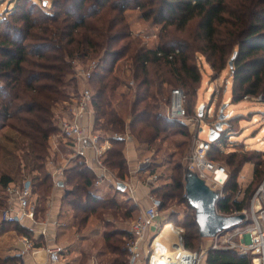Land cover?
<instances>
[{
  "label": "trees",
  "instance_id": "trees-1",
  "mask_svg": "<svg viewBox=\"0 0 264 264\" xmlns=\"http://www.w3.org/2000/svg\"><path fill=\"white\" fill-rule=\"evenodd\" d=\"M16 1L12 0L11 7L0 15V129L7 126L15 134L1 137L0 163L6 164L7 156L12 154L6 143H15L17 139L25 165L41 172L39 184H46L47 191L52 187V176L44 162L51 150L49 138L58 131L56 106L72 102L79 93L76 61L85 62L89 58L97 61L88 79L92 131L110 142L103 162L120 180L128 175L123 153L126 140L123 136L113 137L112 133L128 132L138 150H150L166 131L180 126L181 123L167 119L156 102L147 100L161 93L164 83H179L186 93L196 97L201 79L199 58L207 61L215 76L226 66L229 68L232 58L231 102L237 103L244 96L253 95L260 96L264 103V0ZM130 10L139 12L137 18L160 26L157 45L151 48L133 45L128 20ZM125 56L131 61V77L135 80L128 109H122L124 104L118 106L117 103L130 95L132 87L113 73L117 61ZM71 82L73 94L66 90ZM121 88L126 91L119 92ZM62 107L65 110V106ZM234 118L227 119L226 126H230L229 121ZM223 134L221 132L217 138L219 141H223ZM220 150L215 140L211 142L209 158ZM258 156H264V151ZM252 159L258 158L240 150L226 157V163L234 167L216 203L219 214L227 215L233 209L243 208L244 199L256 188L252 186L253 180L264 175V160L253 162ZM15 160L20 166V160ZM70 162L62 171L65 193L58 216L71 212L67 226L80 231L90 215L122 207L116 197L120 190L114 187L111 189L114 195H93L89 189L95 180L93 171L84 163H78V158ZM246 162L254 163L253 180L244 189V199L237 201L234 200L237 175ZM10 171L11 168L4 170L0 164L2 188L21 179H15ZM170 172L167 181L150 187V194L161 200L160 210L168 200L187 201L184 183L189 172L184 163L174 164ZM33 179L30 181L35 194ZM135 208L134 204L124 207V219L130 218ZM188 208L190 211L181 223L182 245L195 250V242L201 237L195 210L189 203ZM106 224L109 223H105V228ZM13 225L15 230L29 236L18 223ZM131 238L127 229H105L104 247L115 255L112 264H126L125 244ZM205 263L252 264L247 256L231 249L208 250ZM0 264L19 262L13 255H0Z\"/></svg>",
  "mask_w": 264,
  "mask_h": 264
},
{
  "label": "rangeland",
  "instance_id": "rangeland-1",
  "mask_svg": "<svg viewBox=\"0 0 264 264\" xmlns=\"http://www.w3.org/2000/svg\"><path fill=\"white\" fill-rule=\"evenodd\" d=\"M46 1V0H44ZM121 1V0H118ZM18 0L16 1V3ZM12 0H0V15H2L8 7H11ZM46 5V4H45ZM132 14H128V20L131 21V40L133 41V45H136V47L141 48H151L158 43V32L160 29L159 25L154 24L151 22V20H144L137 18L139 15V12L137 10H130ZM95 61V58H89L85 59V62L78 61L76 66H80L78 68H84L86 69L87 65L90 61ZM199 71H200V84L197 88V95H190L186 93L184 87L177 83V84H168L164 83L162 84L161 93L156 94V97L149 98L147 101H150L151 103L156 102L158 105L159 111L165 115V110L167 108V105L169 104L170 99V91L173 88H180L184 89V101H183V107L186 111V119H170L175 120L180 124L177 128H173L171 130L166 131L162 139L158 140L156 142V145L153 149L150 150H138L135 142L133 143V147L135 150V154L137 156V159L143 161L146 157L150 158V162L154 161L156 164L152 166V172L150 173H157L158 180L156 181L155 185H161L165 181H167V176L171 173L170 168L176 164V163H184L187 159V156L190 155V152L192 151L196 138L198 140H206L208 139V132L209 128L212 127L213 123L217 120L218 110L220 106L223 103H227V107L224 110V113L226 115L228 112L230 113L229 118H234L233 120L229 121L230 126L223 125L222 126V132H224V136L222 138L223 141H219L218 139L215 140V143L219 146L221 149L218 152L212 153V161L218 165L224 166L227 170L228 175L232 174L233 167L232 165H229L226 163V157L228 154L235 150L243 151L245 154L250 155L255 154V156L258 159H252V161L256 160H264V156H258L259 152L264 151V103L262 102L260 96H253V95H247L244 96L242 100H240L237 103L231 102V89L233 85V78L230 72V68L226 66L218 76L214 75L213 70L211 69L210 65L207 63L203 57L199 58ZM131 61L128 58V56H125L117 61L114 67V74L122 79H125L127 84L132 87V91H130V95L126 97V99L122 100L119 99L117 105H123L122 109H128L129 104L132 99V94L134 92L135 87V80L131 77ZM130 82L133 83V85L130 84ZM73 83H69L67 85V89L69 93L73 94L74 88ZM77 87L79 88V92H81L84 88H90L88 80L87 82H81L80 80H77ZM91 91V90H90ZM126 91L124 88H121L119 92ZM153 94H155L154 89H152ZM183 92V93H184ZM75 94V93H74ZM75 103V102H74ZM72 103H63L60 105L58 103L56 106V113L61 115L63 113H66L62 106H65V109H68ZM201 104L211 106L213 109V112L211 115H202V117L197 118L196 112H198L199 107H201ZM73 105V104H72ZM203 112L206 111L207 107H203ZM73 114L69 115V117H72ZM128 117H126L127 119ZM226 119V120H227ZM227 122V121H226ZM201 129V130H200ZM181 131V132H176ZM198 132V135L196 137V134ZM3 135H9L11 137H14L15 134L9 130V128L6 126L2 129H0V139ZM131 137V136H130ZM132 138V137H131ZM128 139V138H127ZM15 143H6L7 149L12 152L11 155L7 156V161L5 163H0L1 167L5 170L6 167L9 169L11 168L12 176L15 179H20L22 177H39V179H33V182L35 183V190H36V196L40 199V207H41V215L43 214V211L45 208H47L45 204V200H50V205L54 203V206L56 210L59 212L61 211V201L55 203V197L57 195L56 191H59L61 195H64L65 186L59 187L56 186L53 182L52 178V187L49 189V191L45 190L46 184H39L41 182V172H37L36 170H30V167H27L25 165V159L22 158L23 156V150L21 148V143L15 139ZM239 143V144H238ZM240 146V147H239ZM242 146V147H241ZM54 154H51V151L48 154V157L45 158V167L49 160L55 162L53 159ZM20 160V166L17 164V160L15 158ZM72 157V156H71ZM154 159V160H153ZM253 162H246L243 164L241 170L239 171L237 175V184L238 187H241L245 189L250 182L253 180V169H254V163ZM45 169V168H44ZM144 176L147 177L146 174H142L140 177V180L143 181ZM241 176L244 177L243 180H241ZM143 177V178H142ZM60 181H63L62 176L60 177ZM127 182V180H124ZM264 181V175L259 180H253V187L257 188L262 182ZM48 184V183H47ZM56 187V188H55ZM58 187V189H57ZM252 187V188H253ZM255 188V189H256ZM254 189V191H255ZM252 192L251 196L246 199H244V194L239 195L237 201H240L244 199V207H247L249 205L250 199L254 193ZM3 190L0 189V207L2 205V193ZM228 192V191H227ZM237 192V191H236ZM113 194L112 190H110L107 195ZM124 195H116L117 202L121 203L120 208L113 209L101 214H93L94 217H97L101 219V223L105 226V223L108 225L105 229H118V230H126L127 221L129 219H124V207H128L130 205L129 198L123 193ZM114 195V194H113ZM236 195V193H235ZM234 195V197H235ZM57 198L60 199L58 196ZM124 206V207H123ZM140 206H136L135 210L132 212V214L140 210ZM188 203L187 201H182L179 199H171L166 202V205L161 209V215L164 218V222L172 223L175 226L181 227L182 219L186 214L189 212ZM66 215L67 217H63ZM72 213L69 212L68 214L65 213L61 215L63 219L68 221L70 223ZM13 224H5V227H14ZM85 233L84 228L80 231H77L76 228H71L69 232L66 235V240L72 241L76 233ZM236 240V239H235ZM95 239L89 240L88 244L85 247L86 252L84 253V257L81 259H86L91 254L90 246L91 243H95ZM227 241V238L223 237L222 235L218 238H199L195 242V250H202L205 253V259L207 256L208 250L214 249L213 247H219L217 249H227L225 248V242ZM60 245V244H59ZM102 250L103 248H98V250ZM106 250V255L102 257V259L106 258H113L115 257L114 254L110 253ZM105 252V251H104ZM86 254V258H85ZM205 259L203 264L205 263ZM80 261V260H79ZM83 261V260H82Z\"/></svg>",
  "mask_w": 264,
  "mask_h": 264
},
{
  "label": "built area",
  "instance_id": "built-area-1",
  "mask_svg": "<svg viewBox=\"0 0 264 264\" xmlns=\"http://www.w3.org/2000/svg\"><path fill=\"white\" fill-rule=\"evenodd\" d=\"M75 62V75L77 80L87 82L93 69L96 67L97 61H90L87 68H78ZM133 85L132 82H130ZM76 111L72 117L67 113L62 116L57 114L58 131L49 138L50 147L54 148L59 139L69 142L73 147V158H78V163H84L95 174L94 186L102 183H107L112 187H116L118 182L126 184L130 193L133 192L132 186L120 180L115 174L104 164L103 156L107 149L110 148V142L100 133L93 132L92 128L85 131L83 124L79 118L85 113L93 115L91 106V91L89 88H84L78 93L74 99ZM184 93L180 88H173L170 91L169 104L165 110L167 119H186V111L183 107ZM207 107L204 115H211L212 107ZM230 116L228 112L227 118ZM196 117L199 118L197 112ZM201 130V129H200ZM209 133V132H208ZM198 132L196 134V137ZM113 137L123 136L125 140L130 137L128 132L119 134L112 133ZM89 148L92 151V157L88 159L83 154L84 148ZM211 142L206 140H198L196 138L195 145L187 156L185 168L188 172L194 173L202 179L211 189L218 192L219 198L222 197V187L228 178L227 170L224 166L218 165L209 158ZM48 163H52L51 160ZM150 158L146 157L139 163L138 169L147 172L146 182L150 187L156 186L158 180L157 173H150L148 166ZM63 171V170H62ZM62 171L55 172L54 183L57 184L59 175ZM244 179L243 176L240 177ZM7 202L0 208V217L6 223H20L24 219L34 222L37 199L32 191V184L29 177H22L18 182L9 183L4 187ZM244 194V189L238 187L234 200L238 199L239 195ZM148 205L139 210L138 213L129 221H127V230L131 233L132 238L125 244L127 253L126 264H136L137 262L145 261L146 264H203L205 253L204 251L188 250L182 245V228L173 225L172 223L161 224L158 222V216L161 214V200L148 194ZM227 215H243L242 220L236 227L221 231L214 238L221 235L227 238L224 241L225 248L235 250L238 254L247 256L252 264H264V181L255 189L249 205L240 210L233 209ZM170 225V230L174 234L173 241H163L159 238L161 230ZM42 234L46 233V228L41 229ZM236 239V240H235ZM159 240V241H157ZM24 249L17 253L21 256L25 251L32 246V242L27 236L22 237ZM214 249L219 247L214 246ZM63 246L59 244H51L46 247V254L49 264H63L62 253Z\"/></svg>",
  "mask_w": 264,
  "mask_h": 264
},
{
  "label": "crops",
  "instance_id": "crops-1",
  "mask_svg": "<svg viewBox=\"0 0 264 264\" xmlns=\"http://www.w3.org/2000/svg\"><path fill=\"white\" fill-rule=\"evenodd\" d=\"M71 103L73 105L71 104L68 109H65V112L68 111L66 112L68 115H74L76 111L74 101L72 100ZM81 116L82 117H80L79 120L83 124L85 131L87 132L91 130L93 115L90 113H85ZM133 143L134 141L129 137L128 139H126L125 147L123 149V153L127 160L128 166V175L126 176V180L127 183L132 186L133 192L130 193L126 184L124 183V191H120V193H116V195H124L123 193H125V195L129 198L128 202H130V204H134L135 206H140L141 210L145 208L149 203L147 197L150 192V185L146 182V176H144V178L142 177L143 181L140 180L139 176H142V174L147 175V172L138 169L139 163H141L142 161L140 162V160L137 159ZM50 149L51 154H54L53 159L55 160V162L52 161L51 164L47 163L45 168L46 171L51 173L54 181L53 174L55 172H59L60 170L62 171L65 167L71 164L72 161L70 162V160L73 159V147L69 142L59 139L56 147H50ZM83 154L88 159L92 157V151L87 147L84 148ZM152 166L153 165L151 161L150 165L148 166V171L152 172ZM61 176L62 175H59L57 181H60ZM18 181L19 180L13 181L11 183H15ZM113 188L114 187L110 186L107 183H102L98 186H94L92 184L89 189L93 195L102 197L105 196ZM0 189L3 190V193L1 192L2 207L6 204L7 199L4 193V188H2L1 185ZM56 192L57 195L54 198L55 203H57L58 201L60 202L62 197V195L60 196L61 193L59 191ZM58 196L60 197V199L57 198ZM35 197L37 199V207L34 222L28 219H24L23 221L18 223V226L23 229V231L28 232V237L32 242L31 248L27 249L23 255L17 256V253L25 247L24 242L22 241V237L25 236L26 233L24 234V232L15 230L12 227H5V224L14 223L3 222L0 217V255H13L18 259L19 264H49L46 254V247L51 244H60L64 248L62 253L63 264H112L113 258L110 257L102 259V257H104V255H106L107 253L104 247L105 226L101 223V219L90 215L85 226L83 227L86 234L77 232L75 238L72 241L67 242L66 235L71 228H74L67 226L69 222L63 219V217L67 216H58L59 212L56 210L54 203L50 205V198L48 200H45L47 208L44 209L43 214L41 215V207L39 202L40 199L36 196V194ZM138 211L139 210L135 211L128 219H132L138 213ZM158 222H161V224L167 223L164 222V218L161 214L158 216ZM43 227L46 228L45 234H42L41 232V229ZM163 231L164 228L159 234V238H161V240L173 241L175 239V236L172 232L163 234ZM91 239H95L96 244L91 243V254L87 258L85 254L86 259H81L82 257H84V253L86 252L85 247L86 245H89L88 242ZM98 248H103V252H101L102 250L100 249L98 250ZM136 264H146V262L141 260Z\"/></svg>",
  "mask_w": 264,
  "mask_h": 264
},
{
  "label": "water",
  "instance_id": "water-1",
  "mask_svg": "<svg viewBox=\"0 0 264 264\" xmlns=\"http://www.w3.org/2000/svg\"><path fill=\"white\" fill-rule=\"evenodd\" d=\"M45 4V2H44ZM235 56V53L233 54ZM232 67V58L229 60V68ZM227 103H223L217 115V120L209 128L208 140L213 142L222 132V126L227 125V115L224 113ZM199 117L203 115L202 106L197 112ZM57 186L63 187L62 181ZM116 187L124 191L125 184L118 182ZM184 196L189 205L195 210V219L198 225L199 235L202 238H212L221 231H226L237 226L243 215H222L216 211V203L220 199L218 192L211 189L202 179L194 173H188L184 183Z\"/></svg>",
  "mask_w": 264,
  "mask_h": 264
},
{
  "label": "bare ground",
  "instance_id": "bare-ground-1",
  "mask_svg": "<svg viewBox=\"0 0 264 264\" xmlns=\"http://www.w3.org/2000/svg\"><path fill=\"white\" fill-rule=\"evenodd\" d=\"M170 225H166L165 227H164V231H163V234H165V233H171V231H170ZM161 239V238H160ZM157 241H159V240H157Z\"/></svg>",
  "mask_w": 264,
  "mask_h": 264
}]
</instances>
